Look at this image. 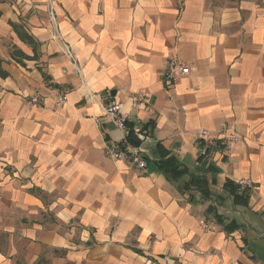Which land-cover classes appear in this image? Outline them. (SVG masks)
<instances>
[{
  "label": "crops",
  "instance_id": "obj_1",
  "mask_svg": "<svg viewBox=\"0 0 264 264\" xmlns=\"http://www.w3.org/2000/svg\"><path fill=\"white\" fill-rule=\"evenodd\" d=\"M170 59L191 71L169 87ZM0 62V264H264V0H0ZM110 98L145 169L102 154L130 144ZM199 130L240 137L208 156L212 202L155 165L160 144L193 170Z\"/></svg>",
  "mask_w": 264,
  "mask_h": 264
},
{
  "label": "built area",
  "instance_id": "obj_2",
  "mask_svg": "<svg viewBox=\"0 0 264 264\" xmlns=\"http://www.w3.org/2000/svg\"><path fill=\"white\" fill-rule=\"evenodd\" d=\"M69 55V51H66ZM190 68L183 65L178 60L170 59L166 62L165 70L163 73V82L166 86H173L182 77L190 73ZM32 104L40 105L41 100L39 98L32 99ZM66 103V95L58 93L55 97V105L63 106ZM128 103L131 109L142 108L146 103V96L144 94H133ZM103 117H105L109 123L114 127L128 131L129 128V114L124 110V103L110 98L106 104L102 107ZM96 125L101 127V121L98 118H94ZM240 137L236 133H220L217 136H211L206 130H199L195 134V142L198 146V157L205 156L207 150L218 152L221 154L230 153L236 144L239 142ZM102 154L105 158L125 162L130 166L137 167L138 169H145L147 162L142 155L140 146H134L131 144L123 145L122 147H116L111 143L105 142ZM238 191H246L253 186L247 180H238L236 182ZM201 229L204 232H211L214 230L213 226L206 225L203 221L199 223Z\"/></svg>",
  "mask_w": 264,
  "mask_h": 264
},
{
  "label": "trees",
  "instance_id": "obj_3",
  "mask_svg": "<svg viewBox=\"0 0 264 264\" xmlns=\"http://www.w3.org/2000/svg\"><path fill=\"white\" fill-rule=\"evenodd\" d=\"M13 29L16 31L19 38L27 43L28 45L33 47L35 51L36 43L27 35L24 31H20L18 27L13 25ZM24 58L23 55H20ZM13 58V57H12ZM14 59V58H13ZM16 60L17 63L21 64L20 60ZM1 63V62H0ZM6 73L0 67V77H6ZM43 78H46L43 75ZM56 87V86H55ZM137 133L132 132L130 129L126 136L127 142L134 146H140V141L138 139ZM155 152L158 153V160L155 162L157 167V171L161 173L167 181L171 183H177L182 179H186L184 183L179 187L182 192H196L201 197L202 201L212 202L214 195L212 194L209 182L207 180V175L215 173L214 168L208 163V156L212 151L207 150L205 156L198 157L197 166L193 170H189L186 167L182 166L176 157L171 155L170 152L163 149L160 144H157L155 147ZM225 189L228 193H231L235 199L240 198V195L247 193L246 191L239 192L238 187L233 185L231 182H226ZM208 211L212 210V207L209 206ZM229 226H225L224 230L227 231Z\"/></svg>",
  "mask_w": 264,
  "mask_h": 264
},
{
  "label": "rangeland",
  "instance_id": "obj_4",
  "mask_svg": "<svg viewBox=\"0 0 264 264\" xmlns=\"http://www.w3.org/2000/svg\"><path fill=\"white\" fill-rule=\"evenodd\" d=\"M213 3L216 2V0H211ZM225 0H218V3L224 2Z\"/></svg>",
  "mask_w": 264,
  "mask_h": 264
}]
</instances>
